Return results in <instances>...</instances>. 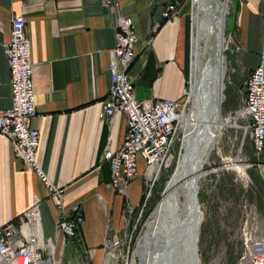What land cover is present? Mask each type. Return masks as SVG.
I'll use <instances>...</instances> for the list:
<instances>
[{"label": "crops", "instance_id": "obj_1", "mask_svg": "<svg viewBox=\"0 0 264 264\" xmlns=\"http://www.w3.org/2000/svg\"><path fill=\"white\" fill-rule=\"evenodd\" d=\"M174 1L120 0V11L133 17L138 35L130 67L138 98H183L188 89L197 22L190 0L165 18V6ZM16 15L26 17L31 41L38 109L33 124L41 131L38 160L51 180L66 188V207L81 205V240L85 247L97 248L101 264L105 242L124 228L127 208L139 206L147 189L142 156L140 173L125 192L111 186L110 162L103 159L108 148L121 147L127 131L124 113L110 120L101 116L111 86L117 13L104 7L103 0H0V109L12 105L5 45ZM228 28L224 55L245 92L251 71L264 65V0H232ZM252 152L253 181L260 185L252 219L264 233V149L259 157ZM39 197L43 237L53 239L58 253L64 243L57 232L58 209L39 175L25 168L10 138L0 132V224L13 218L20 223L21 214Z\"/></svg>", "mask_w": 264, "mask_h": 264}, {"label": "built area", "instance_id": "obj_2", "mask_svg": "<svg viewBox=\"0 0 264 264\" xmlns=\"http://www.w3.org/2000/svg\"><path fill=\"white\" fill-rule=\"evenodd\" d=\"M177 2H169L165 6V18L176 14ZM103 5L117 13V34L115 45L110 49L111 86L101 116L110 120L117 112H122L127 119V131L121 147L117 150L108 148L103 159L110 162L111 186L125 192L130 181L140 173L139 156L144 158L143 176L147 189L144 200L139 204L143 211L153 186L174 156V144L188 112L189 91L185 90L183 98H138L135 79L130 73L138 41L134 19L120 11V0H103ZM5 54L11 72L12 105L0 109V132L10 138L15 155L21 158L25 168L35 171L44 183L47 198L59 212L58 236H63V245H66L68 240L80 237L79 227L84 221V213L80 204L66 207V188L55 184L38 160L41 131L33 124L38 109L31 41L24 15L12 17L11 36L5 45ZM236 114L247 121L252 148L259 157L264 149L263 64L256 66L247 77L243 104ZM216 171L214 168L204 176ZM41 203L42 198H37L20 216V223L13 218L0 224V264H57L53 239L43 237ZM135 210L134 206L127 208L124 228L129 224L126 219ZM121 231L113 232L107 242L113 250L121 245ZM242 240L244 255L239 264H247L243 262L244 258L248 264H264V233L249 219L243 226ZM113 262L117 264V261Z\"/></svg>", "mask_w": 264, "mask_h": 264}, {"label": "rangeland", "instance_id": "obj_3", "mask_svg": "<svg viewBox=\"0 0 264 264\" xmlns=\"http://www.w3.org/2000/svg\"><path fill=\"white\" fill-rule=\"evenodd\" d=\"M177 1V7H181L189 0ZM190 2L192 3L193 0ZM229 6L224 32L225 43L223 44L225 55L231 38L228 19L232 10V0H229ZM209 49H212V44ZM226 61V88L224 90L226 96L220 108L223 119L222 133L203 165L204 172L213 171L214 168L217 171L211 172L209 176L207 175L208 177L203 175L199 179V198L204 215L199 239L201 258L199 264H239L244 255L242 229L248 219L255 223V220L252 219L255 212L253 199H259L260 185L255 186L250 168L253 166L254 154L247 121L236 114L240 104H243L245 92L240 90L237 83L238 74L233 73L229 60L226 59ZM190 63L191 57L188 66L189 82L187 88L189 95L187 99L189 104L187 111L195 110L193 93L197 90L194 84L192 86ZM193 81L196 82V77ZM184 128L185 125H183L180 136L174 144V156L171 163L169 167L163 170L159 180L153 186L144 210L142 211L140 206H137L135 212L128 216L126 222L129 224L121 231V245L116 250L107 246L106 243L112 236L108 238L103 246L104 257L101 264H111L110 261L114 264L113 261L115 260L117 264H131L133 258H135L136 263H141V256L134 255V251L137 250L139 241L148 228L147 223L152 219L155 205L162 197L163 191L176 169L179 156L185 149L183 145L186 133ZM233 162L235 163L233 164ZM237 165L245 166L246 172L239 171L235 167ZM211 178H213L212 181H210ZM23 215L24 213L21 214V216ZM47 252L48 249H46V255ZM97 256L96 247L87 248L81 237H76L68 240L67 244L60 248V252H56L55 260L57 264H100L97 261ZM243 262L248 264L247 258H244Z\"/></svg>", "mask_w": 264, "mask_h": 264}, {"label": "bare ground", "instance_id": "obj_4", "mask_svg": "<svg viewBox=\"0 0 264 264\" xmlns=\"http://www.w3.org/2000/svg\"><path fill=\"white\" fill-rule=\"evenodd\" d=\"M192 4V15L197 22L191 61L192 86L194 84L197 87L193 93L195 110L191 109L185 114V149L180 154L176 169L155 205L152 219L147 223L148 228L134 251V255L141 256L140 264H156L164 249L179 238L182 242L176 251V260L172 254V262L168 264H199L201 260L199 239L204 220L203 211L201 210L200 216H192L188 223L186 213H193L190 187L205 175V160L222 133L220 108L226 96L224 90L227 69L223 44L226 15L230 6L229 0H193ZM194 77L196 82L193 81ZM235 167L246 172L243 165ZM130 263L138 264L135 258Z\"/></svg>", "mask_w": 264, "mask_h": 264}, {"label": "water", "instance_id": "obj_5", "mask_svg": "<svg viewBox=\"0 0 264 264\" xmlns=\"http://www.w3.org/2000/svg\"><path fill=\"white\" fill-rule=\"evenodd\" d=\"M192 175V173L190 174ZM190 202L192 203V215L186 213V222L188 223L192 216H200L201 213V204L199 198V181L196 180L192 183L190 187ZM159 237V236H158ZM160 238V237H159ZM177 237L175 236L174 239ZM182 240L179 238L174 243H171L168 247L164 249V253L161 258L156 260V264H168L170 261L172 262V254L174 255L173 258L176 260V251L181 244Z\"/></svg>", "mask_w": 264, "mask_h": 264}, {"label": "trees", "instance_id": "obj_6", "mask_svg": "<svg viewBox=\"0 0 264 264\" xmlns=\"http://www.w3.org/2000/svg\"><path fill=\"white\" fill-rule=\"evenodd\" d=\"M143 199H144V197H143Z\"/></svg>", "mask_w": 264, "mask_h": 264}]
</instances>
